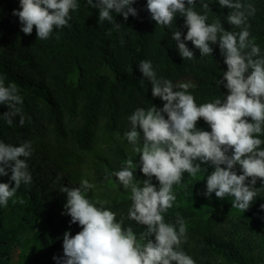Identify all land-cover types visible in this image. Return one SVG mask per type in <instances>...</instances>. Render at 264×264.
<instances>
[{"label":"trees","instance_id":"16d2710c","mask_svg":"<svg viewBox=\"0 0 264 264\" xmlns=\"http://www.w3.org/2000/svg\"><path fill=\"white\" fill-rule=\"evenodd\" d=\"M76 2L78 8L70 10L68 25L54 27L49 38L38 39L35 26L30 35L25 34L13 14L20 9V0H0V78L5 86L16 84L23 100L17 107L25 117L23 126L19 116L9 125L4 117L8 108L0 104V141L15 146L30 141L32 147L31 156L24 158L31 183L22 182L7 207L0 205V264H58L53 257L64 255L63 234L70 230L74 236L82 230L63 214L67 194L50 199L45 184L40 185L35 168L38 157L49 162L48 175L67 181L62 186L78 187L77 164L83 165L81 158L91 155L92 176L101 190L91 187L86 198L116 213L124 229L131 227L138 242H147L140 236L147 226L129 218L131 190L124 189L114 175L131 159L133 182L143 186L147 177L141 170L140 154L124 134L131 130L129 116L136 109L147 110L153 104L162 108L165 103L153 97L152 84L140 72L139 61H151L157 78L171 80L174 86L189 83L188 91L198 105L228 94L224 84L217 83L227 71L218 42H210L212 55L201 57L191 41L186 43L195 57L184 59L179 54L172 34L180 30L182 39L186 36L185 17L177 14L171 26L157 25L147 10V0H135L137 16L125 20L113 12L114 23L120 24L116 29L114 23H99V9L87 0ZM241 2L256 9L247 21L249 38H255L264 57V0ZM204 3L209 9L203 8ZM194 10L207 14L209 24L220 20L226 30H241L228 23L231 10L221 8L219 0H196ZM197 127L211 131L203 118ZM256 135L264 141V131ZM142 145L141 130L138 146ZM236 167L242 174L240 166ZM213 170L214 166L202 164L196 176L184 173L181 182L173 185L176 199L163 216L174 225L177 217L183 218L186 234L179 250L195 264H263L264 209L260 205L264 204V185L257 180L259 195L244 212L233 207L232 196L220 199L214 192L211 198L203 194ZM10 176L11 172L0 176V182L14 187ZM152 183L159 188L155 177Z\"/></svg>","mask_w":264,"mask_h":264},{"label":"clouds","instance_id":"9594fccd","mask_svg":"<svg viewBox=\"0 0 264 264\" xmlns=\"http://www.w3.org/2000/svg\"><path fill=\"white\" fill-rule=\"evenodd\" d=\"M134 2L87 0L88 5L99 9V23H114L113 12L122 14L125 20L129 15L137 16ZM195 4L196 0H147L146 7L157 25L171 26L177 14L185 17L186 36L182 39L180 30L172 34L184 59L195 57L187 41L199 49L201 57L212 55L214 49L210 42L219 43L227 71L217 83L224 84L228 94L223 99L216 98L198 105L188 91V83L174 86L171 80L157 78L151 61H139L140 72L152 84L153 97L165 103L162 108L153 104L147 110L136 109L129 116L131 130L124 134L134 146V152L140 154L141 170L147 177L142 181L143 186L133 182L131 159L114 175L124 189L131 190L129 218L147 226V230L140 234L141 240L147 242H138L131 227L124 229L123 220L116 221V213L102 204L97 207L86 198L85 192L92 185L84 179L78 187L63 185L59 189L67 194L63 214L71 217L70 223L78 222L82 230L74 236L70 230L63 234L64 255L53 257L58 264H195L191 256L179 250L186 234L183 218L177 217L175 225L169 224L163 213L176 199L173 185L181 182L184 173L196 176L202 164L214 166L207 175L203 193L208 198L213 192L220 199L232 196L233 207L245 212L259 195L256 183L259 179L264 185V148L260 147L264 141L256 134L264 131V57L254 42L255 38H249L247 25L256 9L241 0H219L221 8L231 10L226 17L228 23L241 29L234 32L226 30L220 20L207 23V14L195 11ZM202 6L209 9L207 3ZM77 8L76 0H20V9L14 10L13 14L19 17L25 34L30 35L35 26L38 39H47L54 27L68 25L70 10ZM114 26L120 28L119 23ZM22 103L16 84L5 86L0 78V104L8 108L4 117L9 125L16 116L20 117V126L24 125L25 117L17 107ZM200 118L207 122L211 131L197 127ZM141 130L142 147L138 146ZM31 154L30 141L19 146L0 141V176L11 172L10 181L15 185L0 182V205L7 207L8 200L22 182L31 183L32 176L24 159ZM237 165L242 174H238ZM153 177L159 181V188L152 183ZM260 208L264 209V204Z\"/></svg>","mask_w":264,"mask_h":264},{"label":"rangeland","instance_id":"374dc122","mask_svg":"<svg viewBox=\"0 0 264 264\" xmlns=\"http://www.w3.org/2000/svg\"><path fill=\"white\" fill-rule=\"evenodd\" d=\"M189 84V83H188ZM103 133H101V136ZM40 158H37V163L35 165L37 174H38V179L40 181V185L43 187V184H45V187L49 191V198L50 199H55L61 192H60V187L62 184H67L66 180H61V179H55L53 175H48L47 171L49 169V162H45L44 160H39ZM83 165L78 166L79 163L77 164V172L74 174L77 177V180L81 183L82 180L86 179L89 181V183L92 185V188L94 191L99 192L101 189L97 185L96 181L94 180V176H92V165L89 160H91V155H85L83 158ZM81 162V160H80ZM56 172V171H55ZM54 173V172H53ZM62 176V174H61ZM60 177V173H59ZM49 200L48 202H50ZM264 264V262H263Z\"/></svg>","mask_w":264,"mask_h":264}]
</instances>
